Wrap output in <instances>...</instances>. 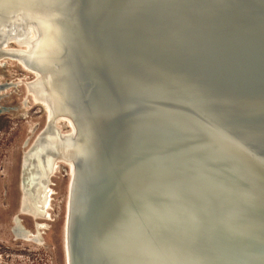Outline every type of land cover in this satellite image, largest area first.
<instances>
[{
    "label": "water",
    "instance_id": "obj_1",
    "mask_svg": "<svg viewBox=\"0 0 264 264\" xmlns=\"http://www.w3.org/2000/svg\"><path fill=\"white\" fill-rule=\"evenodd\" d=\"M129 1H139L144 8V16L156 18L160 23L157 26L152 23L147 25L144 23L147 20L128 17L127 15L139 19L129 10ZM24 5L21 1L0 0V9L4 8L6 12L0 14V47L13 43L2 30L4 23H9L7 11H16ZM207 5L205 0H62L60 11L47 19L41 14L42 9L46 13L54 11L53 9L33 6L36 9L35 19H50L61 36V73L64 76H55L51 80L57 90L55 96L60 98V108H68L73 112L80 128L77 137L71 140L59 139L57 145L78 143V148L84 156L76 164L78 170L70 192V224L75 222L78 232L74 242V254L81 258L82 264H121L118 261L121 259L120 251L95 235L92 231L93 225L104 226L117 239H122L130 246L139 244L140 247L143 244L145 249L150 248L145 252V256L149 258L155 259L160 255L158 251L151 249L152 246L164 251L166 258L162 264H264V171L263 176L252 171V167H256L255 162L264 170V157L259 154L262 152L261 148L252 140L241 138V150L246 157H237L238 161L233 162L234 159L215 154H209L203 160L198 158L196 170L200 173L199 177L174 173V170L166 172L161 166L159 169L162 175L155 176L151 173L152 168L146 163L134 161V158H122L119 151L115 153V159H111L108 154V142L110 140L111 143L112 133L118 134L122 131L115 123L124 122L106 113L109 104L119 106L125 99L124 92L120 94L118 90L125 80L122 75L123 61L118 52L96 46L93 41L104 36L113 38L119 24L143 23L144 27L157 31V34L145 35L169 50L176 46V49L198 53L204 47L207 48L208 53L200 55L201 69L197 72L209 79L210 75L216 74L220 68L218 53L214 54V47L206 43L211 35L202 33L198 39L194 37L175 40V33L189 20H195L196 26H204L201 16L210 10ZM226 35L227 32L223 29L218 36L219 41ZM78 43L82 44V53L76 50ZM5 64L6 60L0 59V66ZM18 66L22 68L21 65ZM238 68L248 74L249 68L243 62L238 63ZM254 70L256 71V68ZM26 76L31 77V74ZM10 88L20 95L25 90L22 82H0V91ZM31 99V96L25 93L23 106L31 102ZM31 105L38 107L45 115L42 105ZM137 112L132 111L131 115ZM198 112L208 116L214 113L222 116L217 109L198 108ZM43 123V118L37 121L33 133ZM52 130L58 135L53 126ZM150 130L154 139L150 142L140 141L142 147H139L137 157L163 153L162 150L167 149L166 145L172 147V142L163 137L166 130L164 124H154ZM101 131L104 135H101ZM226 131L228 133V130ZM27 133L25 130L23 137ZM33 133H30L29 139ZM36 145L43 147L46 144L41 141ZM25 146V140L20 142L16 157L12 188L14 201L8 210L9 232L13 239L11 227L14 226H26L32 231H37L41 228L40 223H44L48 228L41 231L43 233L55 227L58 233L56 246L59 249L61 264H64L60 247L68 197V177L64 173L67 165L60 161L54 170L51 186H56L54 178L61 179L62 185L59 190L54 188V194L43 210H47V214L21 210L22 189L30 179L36 183L40 173L33 166L30 172L26 167L22 169L19 154ZM188 152V149L176 152L173 158H190ZM182 162L185 165V162ZM1 191L3 197L8 194L6 183L1 184ZM136 192L144 197L150 195L157 199L178 200L188 208L187 216L193 221L194 230L189 232L170 222V217H167V209L170 208L165 206L167 204L162 203L163 201H157L161 210L156 217L166 219L163 221L165 226L143 221L138 216L141 202L136 198ZM26 198L29 202H34L33 193L26 191ZM58 201L60 210L56 212ZM5 205V202L1 204L4 207ZM14 217L17 221L13 220ZM199 224L209 227L208 230L199 229ZM17 237L18 239L14 240H20V237ZM246 241L251 242L249 247ZM138 247L131 249L128 255L131 260L136 261V257L143 253L137 250ZM243 249H249L248 253H244ZM175 257L184 260H177Z\"/></svg>",
    "mask_w": 264,
    "mask_h": 264
},
{
    "label": "bare ground",
    "instance_id": "obj_2",
    "mask_svg": "<svg viewBox=\"0 0 264 264\" xmlns=\"http://www.w3.org/2000/svg\"><path fill=\"white\" fill-rule=\"evenodd\" d=\"M15 1H21L25 5L16 11H7L9 23L5 22L2 29L15 45L0 47V59H11L19 63L26 70H24L26 74H31L33 78L25 80L22 78L19 82L24 84L25 93L32 98L31 102L33 100L34 104L42 105L45 110L43 125L34 133L33 129L37 124L31 125L27 135L23 137L26 146L22 148L21 155L19 154L22 169L26 167L30 172L33 166L40 173L36 183L30 179L22 189L20 209L47 214V211L43 210L55 191L51 188L50 182L57 164L60 161L64 162L67 168L69 167V179H67L68 197L60 248L64 255V264H82L81 258L74 254V242L78 232L76 223L70 224V192L78 170L76 164L84 156L78 148V143L57 145L59 139L71 140L77 137L80 128L73 112L68 108H60V98L55 96L57 90L51 80L55 76L58 78L64 76L61 73L63 52L61 36L50 19H35L36 9L33 8L34 6L53 9L54 11L50 13L42 9L41 14L47 19L60 11L62 0ZM205 1L210 10L201 16L204 26H196L195 20L193 22L189 20L175 33V40L194 37L198 39L199 34L202 33L211 35L206 43L214 47L216 50L214 54L218 53L220 68L216 74H211L209 79L197 72L201 69L200 55L201 53L206 55L207 48L204 47L198 53H189L182 48L176 49V46L169 50L145 35V33L157 34V31L144 27L143 23L119 24L116 26L117 33L113 38L104 36L93 41L96 46L115 50L123 61L122 75L125 80L118 90L120 94L124 92L125 99L119 106L109 104L106 108L109 116L124 121L123 123L116 121L115 124L122 131L118 134L112 133L111 143L110 140L108 142V154L111 159H115L114 155L119 151L122 158H134V161L148 164L152 168L151 173L155 176L162 175L159 169L161 166L166 172L174 170V173L199 177L200 173L196 170L198 158L203 160L209 154L234 159L233 162L238 161L237 157L245 158L246 155L241 150L242 137H247L257 144L262 150L259 154L264 157V2L262 0ZM128 6L139 19L127 15L128 17L134 20H147L144 22L147 25L152 23L157 26L160 23L156 18L144 16V8L139 1H129ZM4 12V8L0 9L1 15ZM223 29L227 35L219 41L218 36ZM81 47L82 44L78 43L76 50L79 53H82ZM239 62H243L249 68L248 74L239 70ZM203 68L206 69L205 66ZM198 108L217 109L222 116L215 113L211 116L204 115L198 112ZM132 111L138 112L131 115ZM62 122L66 123V127L68 126L67 131L60 128ZM157 123L166 126L163 137H167L172 142V147L166 145L167 149L162 150L163 153L137 157V151L142 147L140 141L150 142L154 139L150 128ZM52 126L58 135L52 130ZM223 128L228 130V133ZM30 133L33 135L29 139ZM102 134L104 135L103 131ZM41 141L46 145L43 147L36 145ZM184 149L189 150L187 154L190 158L175 160L173 158L175 153ZM255 165L252 171L263 176L264 170H261L256 162ZM26 191L33 193L34 202L27 200ZM135 194L137 197H134L139 198L141 202L138 216L143 221L165 226L163 221L166 219L156 217L161 210L157 201H163L162 203L170 208L167 209L170 222L186 231L194 230L193 221L187 216L188 208L178 200L157 199L150 195L144 197L137 192ZM13 220L17 221V218L14 217ZM40 227L39 230L31 232L25 227L14 226L11 227L12 236L15 239H18L17 236L20 238L33 236L31 239L40 243L42 239L39 240L38 237L47 226L40 223ZM208 228L199 224V229L203 231ZM92 231L104 243L120 251L121 259L118 261L121 264H162L165 261V252L153 246L151 249L160 254L155 259L145 256V252L150 248L145 249L143 244L140 247L139 244L130 246L122 239H117L104 226L93 225ZM147 243L146 240L145 245ZM246 243L248 247L251 245L250 241ZM135 247L143 252L136 257V261L128 256ZM249 249H243V252L248 253ZM175 258L184 260L181 257Z\"/></svg>",
    "mask_w": 264,
    "mask_h": 264
},
{
    "label": "rangeland",
    "instance_id": "obj_3",
    "mask_svg": "<svg viewBox=\"0 0 264 264\" xmlns=\"http://www.w3.org/2000/svg\"><path fill=\"white\" fill-rule=\"evenodd\" d=\"M13 45L15 44L12 43L9 46ZM3 60H6V64L3 67L0 66V82H19L22 78L23 80L33 78L26 76V70L24 69V71L22 68H19V63L7 58ZM25 91L26 89L21 95L13 91L12 88L0 91V264H61L59 249L56 246L58 233H56L55 227L50 230L48 229L49 231H46L44 234L42 233L38 237L39 240L42 239L40 243L33 241L31 239L33 236L14 240L15 238H11L8 228V210L14 201L12 188L19 144L25 134V130L28 131L31 125L37 124V121H40L42 118L45 120V115H43L39 108L31 105L34 104L33 100L32 102H28L26 106H23ZM65 124L64 122L60 123L63 131L69 129ZM64 173L69 179V167L65 169ZM54 182L56 186H51V188L59 190L62 180L54 178ZM2 183H6L8 186V194L5 197L1 193ZM4 202L6 203L5 207L1 206ZM59 210L60 202L58 201L55 211L59 212ZM46 226L48 228L47 224ZM23 227L33 232L26 226Z\"/></svg>",
    "mask_w": 264,
    "mask_h": 264
}]
</instances>
